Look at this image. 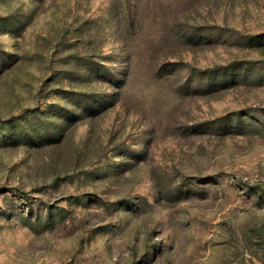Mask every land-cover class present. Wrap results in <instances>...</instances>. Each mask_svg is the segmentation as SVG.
<instances>
[{"label":"rangeland","instance_id":"374dc122","mask_svg":"<svg viewBox=\"0 0 264 264\" xmlns=\"http://www.w3.org/2000/svg\"><path fill=\"white\" fill-rule=\"evenodd\" d=\"M0 264H264V0H0Z\"/></svg>","mask_w":264,"mask_h":264}]
</instances>
